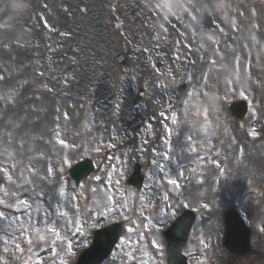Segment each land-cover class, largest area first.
I'll return each instance as SVG.
<instances>
[{
    "label": "rangeland",
    "instance_id": "1",
    "mask_svg": "<svg viewBox=\"0 0 264 264\" xmlns=\"http://www.w3.org/2000/svg\"><path fill=\"white\" fill-rule=\"evenodd\" d=\"M117 19L120 29L115 26ZM139 19L150 22L148 30ZM248 21L253 29L244 41L240 33ZM235 39L227 57L224 49ZM108 45L118 59L113 70L101 57ZM125 50H130L127 56ZM189 57L195 66L185 70L190 67L184 65ZM213 72L223 79L212 80ZM192 82L199 88L194 90L198 97L192 96L183 106L188 122L166 135L185 145L154 172L147 173L142 160L125 157L126 173L139 164L143 184L153 185L154 191L142 188L135 197L120 198L110 184H89L95 176L109 177L115 165L113 150L73 152L80 131L99 141V119L106 112L101 104L115 97V107L124 109V103L134 111L133 119L142 114L150 88L151 103L159 111L172 99L173 90L182 98L193 93ZM241 98L250 108L235 123L227 104ZM36 119L42 129L24 139L31 130L25 124ZM154 125L153 120L139 124L137 134L149 137ZM36 136L41 148L58 145L57 150L67 153L55 180L50 165L36 162L31 150ZM116 141L110 139L111 149ZM193 155H207L210 164L186 177L176 157ZM86 157L92 159L94 171L72 190L66 171ZM236 169L243 175L241 184ZM167 184L179 189L177 199L167 191ZM193 187L200 196L197 201L187 195ZM0 203L17 209L32 203L39 209L28 227L17 229L16 246L10 253H0V264H73L77 249L90 242L91 230L97 226L126 219L133 230L145 225L147 210L150 217L164 222L184 208L196 214L182 251L189 264H224L216 235L222 233L227 208L235 209L250 228L253 253L250 259L230 255L227 264H264V0H28L26 4L0 0ZM92 212L98 214L96 219ZM201 219L213 225L210 235L198 226ZM149 224L155 228L152 220ZM70 239H75L72 244ZM137 241L125 235L107 264H117L113 258H122L125 252L131 254L129 262L138 264L150 257L163 260L142 238L143 251L134 252ZM47 253L52 254L46 259L51 262L35 256Z\"/></svg>",
    "mask_w": 264,
    "mask_h": 264
},
{
    "label": "bare ground",
    "instance_id": "2",
    "mask_svg": "<svg viewBox=\"0 0 264 264\" xmlns=\"http://www.w3.org/2000/svg\"><path fill=\"white\" fill-rule=\"evenodd\" d=\"M7 1H11V3L13 4L14 0H7ZM18 1H20L23 4L28 3V0H18ZM90 6H92L93 8L92 11L96 13L97 12L96 4L95 5L93 4ZM130 10L131 8H128V12H130ZM159 13H163V12H158V14ZM139 22H142L143 24L142 28L144 30H148V24L150 23L148 20L139 19ZM250 24H252V22L248 21L245 31L240 33V35H242L241 38L244 41L248 40L249 38L248 35L250 32H252L251 29H253V27ZM132 33L134 34L135 32H132ZM237 38L240 39L239 35L237 36ZM236 43H237L236 39L234 43L232 44L227 43L228 45L224 49V52H227V53L229 52L228 53L229 55L227 57H229L230 54L232 53V49L234 48V44ZM112 49L113 47L109 48V45L106 46L105 47L106 51L103 54H101V57L103 58V61L106 63V67L108 69L113 70L115 69V65L117 64L118 59L114 57V55H112ZM129 53H130V50H125V53L123 52L125 56H127ZM213 60H215V58H213ZM184 65L190 66V67H186L185 70L191 67H194L195 65L193 62V58L189 57L188 59H186L184 62ZM115 72L116 70L114 71V73ZM222 79L223 78L221 74L217 75V72H213L212 80L220 82ZM192 84H194V82H192ZM195 86H193L194 89H193V93H191L192 95L190 94L187 97L185 96L184 98H182L181 95L176 93L174 90L172 91V93L170 92L169 97L172 99L168 101L166 105L163 103L164 108L158 113L155 110L154 105L151 103L152 101H154V97H153V89L150 88L148 94L146 95L148 96L146 97L147 102L144 101V103L142 104V114L139 115V117L133 118V119H131V114L134 115V111L131 108L128 109V107L124 103H123L124 109L116 108L117 103H114L112 101L115 97L110 99L109 101H106L105 104L107 105L101 104V108L103 107L106 110L105 113L107 114H106V118H105V113H104L103 116H101L99 119L100 129L97 133L99 141L97 139L96 140L94 139L93 134H89L86 131L85 132L80 131L78 133L79 141H78V138L76 137L77 147L73 149V152L81 153L85 151V152L93 153L94 150L98 152V150L103 149V153L106 154L107 152H109V150H113L112 156H113L115 165H113L114 166L113 170L107 179H105L104 181H101L100 179L97 178V176H95L89 182V184H110L108 185V187L112 189L115 188L119 192V195L121 196V198L123 196H127V197L131 196L132 193L127 191L125 187L122 185L124 184V178L126 175L125 166H124L125 157L131 160H142V163H143V166L145 167L146 172L148 173L149 170H151V172H154V171H157V169H159L161 161L164 160L165 162L166 159L173 157L174 153H177L179 149H181V147L185 145L182 141L179 142V141H176V139L164 140L163 137L165 133H167L168 130L176 129L177 127H181L188 122L186 114H185V109L183 108V106L184 107L186 106V103L188 102L187 99L188 100L189 98L191 99L192 96L194 98L198 97V95H195L194 90H196V88H199L198 87L199 85H195ZM129 99L135 100L134 97H130ZM110 107L112 108L109 109ZM160 113L165 115L166 118H164V116H160ZM220 117H222V115H220ZM123 118L124 120L122 124H120V120H122ZM150 120H153L155 122L153 131L149 132L150 136L148 137V139L140 137L137 134V132L139 131H136L137 127L139 126V124H143L145 122L149 123ZM219 121L221 123V119ZM40 124L41 123L39 122V119H36L35 121L33 120L29 124H25V126L30 125L29 129L31 130L28 131L27 135L22 136L21 134L20 136H22L24 139L30 140L33 137V132L34 134H36L35 132H37L38 129H42ZM108 128H109V132H108ZM103 129H104V135H101ZM195 129L202 130L198 128L197 126L195 127ZM36 137H37V142L35 141V139H33L32 147H31V150L32 149L34 150V157H36V162L40 164L41 162L44 161L46 162L47 166L50 165V167L53 169L52 179L55 180L59 178V176L62 173V170H63L62 167L64 165H62L63 163H60V162L61 160L66 159L67 153L66 151L64 153L60 149L57 150L58 145H56L55 148L50 147L49 149H46L44 146L43 148H41V146L39 145L40 136H36ZM112 137L117 139L116 146L113 149H111L109 145V141ZM10 140H12V138ZM16 141L18 142V139H16ZM97 141L99 143H97ZM13 148H14V153L17 154L18 148L16 147H13ZM190 157L191 158H185V159L181 158V156L178 158L176 157V159L178 160L177 166L181 170L183 175L186 177L194 176L198 170H201L204 167L206 168L209 166L208 164L210 162V159L207 155L199 156V157L197 156L196 158L194 155ZM58 166L60 167L56 168ZM150 175L151 174H149V176ZM236 175L238 176L236 177L237 182H240L239 184H241L243 181V175L241 171L238 170L236 172ZM41 179H44V178H41ZM207 181L204 184L211 183ZM150 182L151 181L149 180L147 184H150ZM237 182L233 184H237ZM48 183L51 184L50 181ZM191 184H193V182ZM116 187H118V189ZM98 188L100 189L99 191H102L101 190L102 187H98ZM109 188L104 192L105 194L108 193ZM146 189L148 191H151V187L148 185L146 186ZM187 195H189L194 201H197L198 198H200V196L196 193V190L194 187L191 188L187 192ZM29 200L33 202L31 199ZM30 205L26 204L27 207L24 210H21L20 213L16 214L14 212L11 213L8 207H5L4 205L0 203V253L2 255L10 253L11 250L16 246V243L18 240L17 239V234H18L17 229H19L20 226L22 225H27L26 227H28L30 218H32V214H35L37 211H39L37 205L35 204L32 205V203ZM63 207H67L68 209L67 204H63ZM158 207H161V206H158ZM149 212L150 210H147L146 215L148 216V223L146 226L151 227L152 225L149 224V220H152L154 222L153 225L155 226V228H150V230L148 231L140 232L138 234L134 233V235L128 236L129 238L135 237L136 240H139L133 243V246L137 247L135 251L133 248H131L133 249L134 252L143 251L141 249L143 247L142 242H140L141 238L143 240V243H146L149 246H154L155 248H157V249H151L155 251L153 252V254L161 252V248H158L159 245L161 244V241L159 239L157 229H161L166 224V220L164 222H160L156 220L155 217H150ZM159 218L160 220H162L161 216ZM211 220H213V217H210L209 221ZM198 226H201L204 229H206L209 235L214 229L211 223L203 219L199 221ZM69 242L72 244L73 242L72 239H70ZM70 243L68 244V246L70 245ZM147 256L150 257V255H147ZM39 258H41L40 261L42 262L50 261V260H46L50 258V255H43ZM160 262L161 260L156 262L150 257V260L145 264H158Z\"/></svg>",
    "mask_w": 264,
    "mask_h": 264
},
{
    "label": "water",
    "instance_id": "3",
    "mask_svg": "<svg viewBox=\"0 0 264 264\" xmlns=\"http://www.w3.org/2000/svg\"><path fill=\"white\" fill-rule=\"evenodd\" d=\"M118 25V24H117ZM232 112L234 113L235 117L237 120L241 119L244 114L246 113L247 110V106L244 102H237V103H233L232 107H231ZM91 171V164L89 162V160H86L85 162L81 163L80 165L74 167L73 169H71L69 171V176L71 178V182L73 184H77L78 181L81 178H84L86 176L89 175ZM140 182L137 183V186H139ZM231 218V225H233V223L238 224L239 225V229L242 231L243 237L241 238V240L239 242H234L230 240V247H232L231 249H235L236 251H238L239 253H246L248 251V247H249V240H248V236H247V231L244 229L242 222L240 221V219L238 217L235 216H230ZM192 218H189V220L186 223V231L183 233V240H181L180 244H177L178 248H176V256L181 260L180 262H182V264H184V260L183 258L178 255V250L180 246H183L185 243V239L187 236V233L189 231L190 225L192 223ZM231 230V229H230ZM229 238L233 235L232 232H228ZM108 253V252H107ZM106 253V254H107ZM100 261V260H98Z\"/></svg>",
    "mask_w": 264,
    "mask_h": 264
}]
</instances>
